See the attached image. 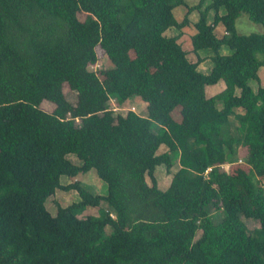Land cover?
<instances>
[{"label":"trees","instance_id":"16d2710c","mask_svg":"<svg viewBox=\"0 0 264 264\" xmlns=\"http://www.w3.org/2000/svg\"><path fill=\"white\" fill-rule=\"evenodd\" d=\"M194 12L196 62L180 34H166ZM240 13L263 32L239 34ZM97 46L113 65L97 74L107 96L118 106L141 99L146 116L89 107ZM203 50L213 54L209 74L198 70ZM263 67L264 0H0V264H264V86L250 85ZM219 82L225 89L208 97ZM64 85L76 93L74 103L62 96L67 112L34 105ZM231 117L237 136L225 137ZM85 142L99 151L93 165L68 158ZM174 162L162 190L156 168ZM91 169L105 195L62 185ZM57 190L80 201L57 204L54 216ZM87 208L98 214L81 217Z\"/></svg>","mask_w":264,"mask_h":264},{"label":"rangeland","instance_id":"374dc122","mask_svg":"<svg viewBox=\"0 0 264 264\" xmlns=\"http://www.w3.org/2000/svg\"><path fill=\"white\" fill-rule=\"evenodd\" d=\"M198 2H199V0H187V4L189 6L196 5ZM186 13H187V7L186 6L177 7L174 10V15H175L176 19H178L179 21H181L184 18ZM211 13L212 14L210 16L209 22L214 23V21H213L214 20V13L213 12H211ZM85 17H86L85 13L79 14L80 20L83 21L85 19ZM194 17H196V20H198V13L197 12H194L190 15L191 21ZM215 26H216L217 34L219 36H222L223 33L225 32L224 27L221 25V23H218ZM236 29H237V32L241 35H250V34H256V33L259 34V33L263 32L262 26L260 24L252 22L247 17V15L244 13H240V15H237ZM177 32H178V30L173 28V29H170L169 31H167L166 34L172 36ZM192 32H193L192 28H191V30H187V32H186L187 33V40H186V44L184 43V45H186L185 48L188 47L186 49L190 48L188 51V54H190V55H188V58L192 62H196L197 56L191 50V46H188L189 45V41H188L189 36L191 35ZM224 49L226 50L229 48L224 47ZM227 51H229V50H227ZM96 53L98 55V61L94 65H91L89 67L90 74L87 75V77L85 78V86L88 88V91L90 92L89 93L90 96L87 95L88 96L87 101H88L89 107L96 108L98 106L105 105L106 107H108L109 110H114V112L116 114L125 115V114H127L128 111H134L135 113H137L141 116H146L147 115L146 106L144 105V103L141 99H138V100L137 99H131L129 102L125 103L124 105L118 106L114 99H110L107 96V94L104 91L102 84L99 82V80L97 78V74H98L99 70L109 69V68L113 67V65L110 62V60L108 59V57L106 56V54L103 52V50L99 46H97V48H96ZM212 55H213L212 52L209 50H203L201 52L200 57H204L206 60L208 59L207 61H205L202 64V66H204L202 68L203 72L208 71V67L213 66V62L211 60ZM248 70H250V68L246 69V71H248ZM208 72H206V73H208ZM259 77H260V84L256 83L255 81H250V85L253 86L255 90H257L259 85L264 86V67H263V69H261L259 71ZM212 88L214 90H216V87L210 86L208 88V95H212L214 93V92L210 91V89H212ZM63 95L65 96V98H67V100L70 103H74L76 100V93L73 92L72 90H70V88L67 85H64L62 87V91L59 92V94H58V92L55 93V95L51 94L52 97L47 95L43 98L35 100L33 103H34V105L39 106L41 109H43L47 112L55 113L57 116H60L62 113L67 112L70 109V107L68 106L66 101L62 98ZM220 105L222 106L221 103H220ZM237 126H238L237 120L234 117H231L228 126L224 130V133H225L224 136L225 137L237 136V132H236ZM164 149H165L164 146L161 147L159 150V153H161ZM98 157H99V151H98L97 147L92 146L90 144H87L86 142L80 144L79 149L77 150V152L75 154L68 156V158L73 163H75L77 165H93L97 162ZM177 169H178V163L177 162L173 163L170 171H168L164 165L158 166L156 168L155 175H156L157 179L159 180L160 187L165 188L169 184L171 177H172L171 175H173V173ZM230 170L231 169H229V171ZM76 181L80 182L84 188H86L87 190H89L93 194L105 195L107 193V185L104 181H102L98 177L95 169H91L88 173L80 174L73 179H70L67 177L61 178L62 185H67V184H70V183H73ZM148 181H149V179H148ZM257 181L264 188V180L258 179ZM78 201H80V197L76 191L73 190V191L65 192L63 190H57L55 195L50 197V199L47 201V208L55 216L56 212H57V204H60L63 207H67V206H69L75 202H78ZM209 210L212 211L211 208H209ZM97 214H98L97 208H87L86 210H84V212L80 216L81 217H86L87 215H95L96 216ZM242 219H243V222L245 223V225L251 231H254L260 227V223L258 221H254L252 219H245V218H242ZM109 231H107V232H109ZM200 234L201 233H199V235Z\"/></svg>","mask_w":264,"mask_h":264},{"label":"crops","instance_id":"0c3cea01","mask_svg":"<svg viewBox=\"0 0 264 264\" xmlns=\"http://www.w3.org/2000/svg\"><path fill=\"white\" fill-rule=\"evenodd\" d=\"M212 12V11H211ZM210 12V14H209V19H210V16H211V13ZM178 20V19H177ZM179 21V20H178ZM190 21H191V19H190ZM194 21V22H193ZM197 20H196V17H194L193 19H192V21H191V25L190 26H188V27H185V28H183L182 29V31H179L178 30V32L177 33H175L174 35H172V36H175V35H179L180 34V36H179V39H178V42L182 45V47H183V49L184 50H186L187 52L189 51V49H186V48H188V47H186L185 48V46L186 45H184V43L186 44V40H187V30H191V28L193 29V32L191 33V35L189 36V45L188 46H191V50H192V42H191V37H192V35L195 33V29H194V27L192 26L195 22H196ZM170 36V35H169ZM225 48H227V47H225ZM225 49H224V47L221 49V53L222 54H229V52L230 51H227V50H229V49H226L225 51H224ZM201 52L202 51H199V55L201 56ZM188 55H190V54H188ZM202 58H204V57H202ZM208 60V59H207ZM206 59L198 66V70L200 71V72H202V73H204V74H209L210 72H211V70H212V68H213V66H214V63H213V66L211 67H208V71H206V72H208V73H206V72H203L202 71V68L204 67V66H202V64L205 62V61H207ZM210 69V70H209ZM263 69V68H262ZM220 84V85H219ZM214 87H216V90H214L213 88L212 89H210V91L211 92H214L212 95H208V88L209 87H207L206 88V94L208 95V97H213V96H215L216 94H218V93H220L221 91H223L224 89H225V84H224V82H219L218 84H216ZM216 91V92H215ZM134 99H139V98H134ZM144 103V102H143ZM144 105L146 106V104L144 103ZM219 106H221L220 105V103H219ZM164 150H166V149H164ZM163 150V151H164ZM171 176H173V175H171ZM171 179H172V177H171ZM171 181V180H170ZM158 185H159V187H160V183H159V180H158ZM169 185H170V182H169V184L165 187V188H162V187H160L162 190H166L168 187H169Z\"/></svg>","mask_w":264,"mask_h":264},{"label":"built area","instance_id":"2783aa9c","mask_svg":"<svg viewBox=\"0 0 264 264\" xmlns=\"http://www.w3.org/2000/svg\"><path fill=\"white\" fill-rule=\"evenodd\" d=\"M113 111H114V110H113ZM238 163H239V164L243 163V160H242V159H239V160H238ZM221 167H222V169H225V170L228 171V172H229V169H231V165H222ZM210 170H211V168H208V169L205 171L204 175L208 176Z\"/></svg>","mask_w":264,"mask_h":264}]
</instances>
